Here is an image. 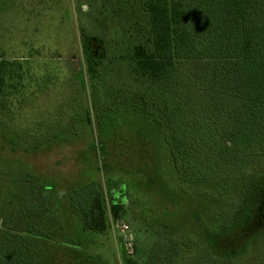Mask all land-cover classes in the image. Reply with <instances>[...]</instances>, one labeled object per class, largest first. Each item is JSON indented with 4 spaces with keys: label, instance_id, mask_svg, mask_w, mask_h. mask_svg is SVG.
Segmentation results:
<instances>
[{
    "label": "trees",
    "instance_id": "16d2710c",
    "mask_svg": "<svg viewBox=\"0 0 264 264\" xmlns=\"http://www.w3.org/2000/svg\"><path fill=\"white\" fill-rule=\"evenodd\" d=\"M144 9L153 49L134 47V71L159 87V100H138L131 104V114L121 106L111 116H99L102 138L93 141L92 150L99 151L95 157L102 163L93 170L105 174L114 193V213L125 204L128 190L126 181L116 180L117 171L147 180L154 176L189 202L213 201L218 214H199L198 237L189 234L199 260L255 264L249 258L264 231L247 236L242 252L231 257L216 256L210 237L238 226L253 231L264 213V0H145ZM81 36L85 54L91 41H103L83 28ZM86 58L88 72L95 76V57ZM22 73L20 63L0 58V98ZM118 126L126 130L123 138L148 143L140 168L115 160L105 146ZM0 158V264H103L64 233L68 207L81 221V230H107L101 180L91 178L72 188L65 204L55 176L22 159ZM168 199L173 209L164 212L181 213L183 203ZM191 218L198 220L195 214ZM166 227V234L171 233L172 227ZM186 252L183 247L176 253L179 264ZM125 264L138 262L126 258Z\"/></svg>",
    "mask_w": 264,
    "mask_h": 264
},
{
    "label": "rangeland",
    "instance_id": "374dc122",
    "mask_svg": "<svg viewBox=\"0 0 264 264\" xmlns=\"http://www.w3.org/2000/svg\"><path fill=\"white\" fill-rule=\"evenodd\" d=\"M4 2L0 3V58L20 63L23 73L16 86L9 85L4 98H0V157L22 159L37 171L55 176L65 204L72 188L91 178L101 180L107 209L105 232L81 230V221L73 210L68 207L64 211L66 236L101 263L125 264L127 258L138 264H179L176 253L184 247L187 252L180 264H203L189 234L198 237L195 227L202 228L201 214L217 212L213 201L189 202L170 192L154 176L147 180L142 174L117 171L116 180L126 181L128 190L125 204L114 213L110 209L114 193L105 174L98 176L93 170L102 163L95 157L99 151L94 154L92 150L93 141L102 138L99 116H111L121 106L131 114V104L138 100H159V87L134 71V47L145 44L153 49L145 0ZM82 28L88 35L103 40L91 41L88 54L82 48ZM89 54L95 57V76L87 69ZM103 54L104 58H99ZM123 131L126 130L119 126L113 128L105 146L115 160L129 168H140L149 145L133 136L123 138ZM169 197L183 203L181 213L164 212L173 209ZM192 214L197 215L196 222ZM120 223L129 226L126 233L118 227ZM168 225L172 232L166 234ZM239 227L210 237L216 256L240 254L249 241L247 236L264 231V213L253 225V231ZM254 245L250 261L264 264V236Z\"/></svg>",
    "mask_w": 264,
    "mask_h": 264
},
{
    "label": "built area",
    "instance_id": "2783aa9c",
    "mask_svg": "<svg viewBox=\"0 0 264 264\" xmlns=\"http://www.w3.org/2000/svg\"><path fill=\"white\" fill-rule=\"evenodd\" d=\"M118 227L122 230V232L126 233L129 230V226L124 223L118 224Z\"/></svg>",
    "mask_w": 264,
    "mask_h": 264
}]
</instances>
